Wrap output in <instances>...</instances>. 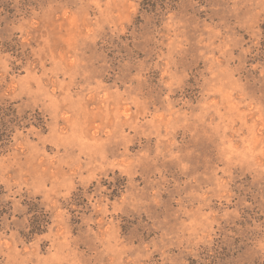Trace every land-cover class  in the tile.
<instances>
[{"label": "rangeland", "instance_id": "obj_1", "mask_svg": "<svg viewBox=\"0 0 264 264\" xmlns=\"http://www.w3.org/2000/svg\"><path fill=\"white\" fill-rule=\"evenodd\" d=\"M4 106L0 264H264V0H0Z\"/></svg>", "mask_w": 264, "mask_h": 264}, {"label": "trees", "instance_id": "obj_2", "mask_svg": "<svg viewBox=\"0 0 264 264\" xmlns=\"http://www.w3.org/2000/svg\"><path fill=\"white\" fill-rule=\"evenodd\" d=\"M21 117L16 109L12 106L0 107V153H3L11 142L12 135L15 131L13 126H21ZM4 193L3 186L0 185V195ZM2 204L0 203V208ZM32 216L30 218V230L25 234L30 239L36 233L45 232L46 226L49 223L48 215L43 207L38 203L32 202L29 204ZM1 210V209H0Z\"/></svg>", "mask_w": 264, "mask_h": 264}]
</instances>
